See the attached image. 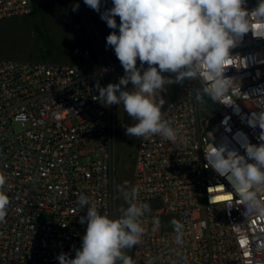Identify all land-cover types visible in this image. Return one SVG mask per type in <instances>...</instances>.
Here are the masks:
<instances>
[{"label":"built area","instance_id":"1","mask_svg":"<svg viewBox=\"0 0 264 264\" xmlns=\"http://www.w3.org/2000/svg\"><path fill=\"white\" fill-rule=\"evenodd\" d=\"M75 1L91 37L100 39L101 32L106 41L113 30L83 0ZM256 2L248 0L249 9ZM101 4V11L113 6L112 0ZM31 13L30 0H0V20ZM99 51L89 71L76 64L0 59V175L7 178L10 198L0 224V264H59L60 253L74 258L86 232L79 222L87 211L77 204L81 193L115 219L118 118L116 105L104 106L95 84L114 83L117 64ZM232 55L226 75L237 84L223 101L204 96L211 110L196 99L203 87L199 78L172 98L161 92L162 115L183 139L138 138L128 191L135 188L134 202L147 203L150 211L142 218V242L131 249L135 264H264V215L241 201L204 155L212 143L243 155L237 133L260 143L261 130L247 119L264 111V39L249 33ZM254 191L264 205V185ZM173 219L184 226L180 244Z\"/></svg>","mask_w":264,"mask_h":264},{"label":"clouds","instance_id":"2","mask_svg":"<svg viewBox=\"0 0 264 264\" xmlns=\"http://www.w3.org/2000/svg\"><path fill=\"white\" fill-rule=\"evenodd\" d=\"M83 2L113 30L106 37V48L114 50L124 75L118 83L101 87L97 82L95 88L104 106L122 104L135 121L125 127V135L130 138L156 135L172 143L183 139L172 121L162 115L164 99L160 94L164 86L184 85L186 80L199 78L203 87L196 94L198 101L204 96L213 102L223 101L237 84L234 77L226 75L232 49L249 33L254 39H264V0H257L251 9L248 0H112L113 6L104 11L101 0ZM78 9V3L72 6L73 12ZM235 110L239 112L238 107ZM247 123L261 130L259 144L237 133L243 155L228 144L213 143L204 155L209 167L228 181L240 200L264 215V205L254 191L256 186L264 185V111L252 112ZM6 179L0 175V224L5 222L10 205L5 194ZM121 191L128 207L115 219L101 214L83 193L77 196L79 208H87L79 220L86 224V232L74 258L60 253L56 257L59 264H135L125 250L142 242V218L150 205L134 202L135 188ZM171 223L180 244L184 226L175 219ZM155 224L159 226L158 218Z\"/></svg>","mask_w":264,"mask_h":264},{"label":"rangeland","instance_id":"3","mask_svg":"<svg viewBox=\"0 0 264 264\" xmlns=\"http://www.w3.org/2000/svg\"><path fill=\"white\" fill-rule=\"evenodd\" d=\"M30 2L32 5L30 15L0 20V59L76 64L84 71H89L96 65L101 50L117 64L114 70V83L119 82L124 70L114 50L111 47L106 48V41L101 32L100 39L91 37L84 12L80 7L78 11H72V6L77 4L75 0H30ZM187 82L188 80L184 85H165L166 98L175 96ZM201 104L212 109L207 97H203ZM116 115L118 125L114 135V196L115 218H118L122 214L121 210L128 207L121 189L124 191L129 189L138 138L125 135V127L134 124L135 121L127 115L122 104L116 105ZM46 218L45 214L40 216L41 221ZM125 253L131 257V249L125 250Z\"/></svg>","mask_w":264,"mask_h":264}]
</instances>
